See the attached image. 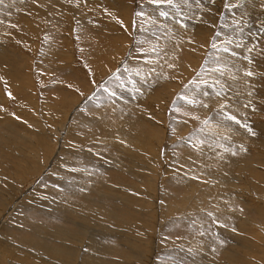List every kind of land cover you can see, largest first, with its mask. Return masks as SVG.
Returning a JSON list of instances; mask_svg holds the SVG:
<instances>
[{"label":"rangeland","instance_id":"374dc122","mask_svg":"<svg viewBox=\"0 0 264 264\" xmlns=\"http://www.w3.org/2000/svg\"><path fill=\"white\" fill-rule=\"evenodd\" d=\"M42 1L0 3V47L21 62L23 74L21 78L5 74L3 71L7 72L9 66L0 64V154L7 155H0V199L9 204L4 210L9 215L3 221L11 226L19 224L22 219L14 220L12 216L19 215L13 209H20L22 217V212L26 214V221L54 228L62 223L43 215L51 212L49 207L62 202L79 206L86 203L85 197H92L89 206L107 208V213L115 208L116 219H109L116 225L120 223V229L127 226L126 234L130 237L137 233L141 239L152 237L156 231L150 234L148 230L157 224L167 241L185 237L202 247L208 245L204 250L211 248L218 264L239 259L248 251L263 259L264 33L260 29L264 28V0H174L178 8L157 6L149 0H79V7L76 0ZM226 3L239 6L226 8ZM105 8L110 14L105 13ZM141 8L145 16L137 17L135 13ZM160 10L167 11L168 17L160 16ZM214 36L217 49L211 47ZM228 38L233 42L226 45ZM225 46L237 55L224 52ZM248 48L253 50L248 52ZM217 61L225 66L223 76L213 71ZM169 63L176 67L169 68ZM202 66L208 69L199 77L208 81V86H200L210 93L202 97L208 108L178 100L184 85L192 88L189 81L198 78ZM245 70L254 75L246 76ZM217 78L230 97L229 111L249 125L255 135L231 121L225 122L230 130L216 127L223 120L216 115L220 98L214 95L212 85ZM104 87L116 96L109 99ZM174 100L179 113L171 110ZM249 102V107H244ZM184 112L201 119L207 117L210 123L205 127L182 115ZM200 127L204 131L196 136L205 142L196 150L188 140ZM119 128L126 129L125 133L117 135L115 129ZM40 134H46L48 140L38 148L36 136ZM224 136H230L231 142L224 140ZM221 144L235 145L237 155L223 152ZM240 144L246 152L239 151ZM136 147L143 148L142 154ZM33 150L36 152L32 153ZM12 156L21 162H10ZM36 157H40L38 173L32 168L27 170ZM19 166L24 167L23 179ZM241 168H248V174L241 172ZM209 189L212 207L203 200ZM10 197L14 199L11 201ZM87 204L85 207H89ZM29 205L36 206L27 208ZM165 206L172 208L175 215L160 219L164 225L159 227L161 223L154 210ZM46 207L44 212L39 211ZM184 207L193 220L182 213ZM208 212L213 216L209 217ZM175 216L169 226V220ZM120 220L128 222L123 224ZM17 232L15 235H19ZM233 238L247 249L246 253L241 254L242 247L238 246L236 251L232 248L229 240L234 241ZM134 243L136 247L128 243L126 249L120 240L109 241L107 244L114 246L113 250L99 254L104 262L136 264L130 258L140 255L137 245L143 243L138 236ZM176 247L186 250L181 258L191 256L195 259L193 264H202L203 259L212 264L215 260L200 251L190 255L188 245ZM162 254L158 257L162 264H175L173 255L169 260ZM248 260L263 264L254 257Z\"/></svg>","mask_w":264,"mask_h":264},{"label":"bare ground","instance_id":"6f19581e","mask_svg":"<svg viewBox=\"0 0 264 264\" xmlns=\"http://www.w3.org/2000/svg\"><path fill=\"white\" fill-rule=\"evenodd\" d=\"M40 1H42V0H40ZM73 2H74V0H73ZM4 5H3V7H5ZM22 5H25V4H22ZM48 5H50V4H48ZM258 5H259V3H258ZM15 6H17V5H14V7ZM32 9H35V7H33ZM49 10H50V8H49ZM219 11H220V9H219ZM240 12H241V10H240ZM240 12H238V13H240ZM192 27H194V26H192ZM9 53H10L9 50H6L3 47H0V64H5V65L9 66V69L6 70L7 72L3 71V73L10 74L13 77L21 78L23 76V74L21 72L22 71L21 70V65L22 64L16 57H14L13 55H11ZM8 55L9 56H13V57L10 58V57H8ZM116 125H119V123H117ZM116 129H115L116 134L117 133H119V134L120 133H125L124 131H126V129H121V128H119V130H116ZM130 130L131 129L128 127V131H130ZM43 135L40 134L39 136H36V140H37L36 143H38V145H36V146H38V148H39V146L42 147V145H46L47 144L48 138L46 137V134H43ZM20 140L23 141L24 143H26L24 138H21ZM20 143H22V142H20ZM30 144H31V142H30ZM24 146H26V145H24ZM29 147H28V149H29ZM139 147H136L137 149H135V150H138L137 152L142 154L141 150L143 148H139ZM149 148H150V146H149ZM20 149H21V147H20ZM1 152H3V151H1ZM27 152H29V151H27ZM34 152H36V151L33 150L32 153H34ZM149 152L150 151H148V152L146 151V154H149ZM38 153L39 152H38V149H37V154ZM139 153H137V154H139ZM25 154H27V153H25ZM0 155L7 156V155L2 154V153ZM133 156H135V155H133ZM16 157L17 156L9 157L10 159H8V160H10V162H14L15 161L17 163H20L21 162L20 159H19V161L14 159ZM37 158L38 157H36L35 160H33L34 162H33L32 165L28 164L29 166L27 167V170L32 168L31 171L38 173L37 172V171H39V169H38L39 161L38 160L40 159V157H39V159H37ZM22 161H23V159H22ZM144 165H146V164H144ZM149 166H150V164H149ZM237 166H241V164H238ZM19 167H21V166H19ZM23 170H24V167H21L20 168L21 179H23V175H24V172H25ZM245 171L248 174L249 169L248 168H241V172L245 173ZM54 172L56 173V171H54ZM25 177H27V176H25ZM80 180H78V181L80 182ZM156 180H157V178L154 177L153 178V182H155ZM224 180H225V178H224ZM210 184H212V183H209V185ZM81 185L83 186L82 183H81ZM212 185H214V184H212ZM214 186H216V185H214ZM214 186H212V188ZM239 187H241V186H239ZM216 190H219V189H216ZM211 191L212 190L209 189L208 192L206 191L207 193H205L203 195V200H204V203H205L206 206H211L213 204V202H214V201L209 199L211 194H212ZM213 191H214V189H213ZM8 194L11 195V192H9ZM191 194H192V192H191ZM231 194H233V192ZM217 195L221 196V193H220V195L217 193ZM196 197H197L196 200H198L199 194H196ZM85 198L87 200L86 203L84 202L83 204H81L79 206L64 205L63 202H62V204H60V206L49 207V209L51 211L49 213H45L44 212L47 209V207L43 208V210L40 209L39 211L44 212V214H43L44 216H46L48 218H52V219L55 218L56 221H61L62 225H56L54 228L47 227L46 225L43 226L41 223L30 222L28 219L26 221V218H25L26 214L24 215V212H22V214H23V217H22V215L20 214V209H19V212H18V210H15L13 208L12 209H13L15 215H16V213L17 214L19 213V215L17 217H13L12 216V218L14 220H21L22 219V221H18L19 224H15V225L11 226L10 224L7 223L8 221L7 222L5 220L3 221V219H5V217L7 215H9L8 213H5V211H4L8 207L9 204L7 205L6 201H2V199H0V212H3L0 215V230H1L0 231V236H2L1 234L5 233L4 236L0 237V264H119L117 261L104 262L103 259H101L102 257L100 256L99 253H102L103 250H106V251H112L113 250L114 246L112 247V246H109L107 244V243H109V241L120 240L122 242V246L125 247L126 249L129 247V246H127L128 243L134 248V247H136L134 241L137 239V236L140 238V240H141V242L143 244L142 245H139V244L137 245L138 253L140 252V255H138V256L134 255L135 257L132 256L130 258V259L134 260L136 264H162V262L160 260H158V257L161 254V252L163 253L162 255L165 258L168 257L169 260L172 259L171 255H173L175 257L174 260H173V261H175V264H193V262H195L194 261L195 259L193 260L191 256L186 255V259L185 260L182 259L183 257L181 258V256L184 255L183 253L186 250H183L182 248L176 247L179 244L188 245L189 246V253L191 252L190 255L194 254L197 251H200V252H203V254H205V256L207 258H214L215 259V260L213 259L214 261H212V264H218V259H216L217 255L212 252L211 248L209 250L206 249L207 251L204 250L205 246H208V245L205 244V246L202 247L201 245L196 244L195 241L194 242L192 240L189 241L185 237L174 239V242H171V240L167 241V237L164 236L165 235L164 232H163L164 230L163 229L162 230L157 229V224H156V226H154V224H153V228L150 226V230H148V233H150V234H152V232L156 231V233H157L156 235L157 236L152 234V237L150 236V237H147L146 239L143 237V239H141V237H140L141 234L137 233V236L134 235V236L130 237V236H128L126 234V233H128L127 230H126L127 226H125V228L121 227L122 229H120V227H119V226H121V225H119L120 223L118 225H116L117 224L116 222L113 223L112 220H110L111 218L112 219H114V218L116 219L117 211L115 210V208H114V210H111V209L108 210V213H107V211H106L107 208L106 209H103V207L96 208V207H92L91 205L89 206L87 204L88 201L90 200V198H92V197H88V198L85 197ZM13 199H14V197H10L11 201ZM30 200H37V199H30ZM124 200H126V199H124ZM92 201H94V200H92ZM92 201H90V202L92 203ZM86 204L89 207H85ZM147 204L151 205V202H148ZM183 204H184V202H183ZM3 206H4V208H3ZM34 206H36V205H29V206H27V208H32ZM217 206H219V205H217ZM185 207L187 208L189 206H185ZM185 207L182 208V213L186 217H189V218L192 217L191 216V212L188 211L187 209H185ZM251 208H252V206H251ZM32 210H34V209H32ZM24 211L26 212L27 209L24 210ZM154 211L157 214V216L159 218V221H160V219H167V217L170 216V215H175L174 210L172 208H169V207H166V206L161 208V209L157 208V210H154ZM212 212H213V210H212ZM216 213H217V211H216ZM123 220H125V218ZM123 220H120L119 222H122L123 224H125L124 222H126L127 220L126 221H123ZM175 220H176V216H175V218H171V220H169V226L172 225L174 223L173 221H175ZM189 220H193V219L190 218ZM194 220H196V218ZM1 221H2V223H1ZM179 221H181V220H179ZM160 223L161 224L159 225V227L161 225H164L161 221H160ZM186 223H191V222L190 221H186ZM64 224H66V225H64ZM218 228H219V226H218ZM17 230L19 231V232H17V233H19V235H17V234L15 235V232ZM158 234H159V236H158ZM218 234H219V232H218ZM233 234H235V233H233ZM239 235H241V234H239ZM18 236H19V238H18ZM233 239H234V241L229 240V244H232V248H234L235 251H236V250H238L239 247H242L243 251L240 250L241 254L242 253H246L247 249L244 248L243 246H241V244H239L240 241L237 242L235 240V238H233ZM237 240H238V238H237ZM230 241L232 243H230ZM252 243H253V245H254V243L256 244L255 241L252 242ZM186 248H188V247H186ZM160 249H161V251L159 252ZM249 249H251V248H249ZM135 251L136 250H134V253H135ZM235 251H233V252H235ZM260 252H262V251L260 250ZM229 253H231V252H229ZM142 254H144V255H142ZM130 256H131V254H130ZM203 257H204V255H203ZM249 257H254V259L258 260V262L260 261V262H262L264 264V258L262 259V256L257 255L254 251H253V253L248 251L247 255H241V257L239 259L234 258L235 259L234 261L226 263V264H259V263H255V262L254 263L253 262L250 263L249 260H248ZM200 260H201V258H200ZM200 260H197V261H200ZM203 260L200 261L202 264H209L210 263V262L206 263ZM121 262H120V264H129V263H121ZM167 264H172V263H167ZM223 264H225V263H223Z\"/></svg>","mask_w":264,"mask_h":264},{"label":"snow or ice","instance_id":"6c2138e0","mask_svg":"<svg viewBox=\"0 0 264 264\" xmlns=\"http://www.w3.org/2000/svg\"><path fill=\"white\" fill-rule=\"evenodd\" d=\"M70 2H71V0H70ZM85 2H86V0H85ZM0 3H2V0H0ZM149 3L157 5V6H159L161 4H164V5H170L172 8H178L179 7L177 4L174 3V0H149ZM76 6L79 7V0H76ZM237 6H239V5L235 4V3L234 4H227V3L225 4L226 8H232V7H237ZM104 11H105L106 14H110V13H108V10L106 8H105ZM135 15L137 17H143V16H145V13H144V11L141 8V10L137 11L135 13ZM159 15L162 16V17H166L167 18L169 14H168L167 11L160 10L159 11ZM152 22L155 23V20H153ZM178 22L181 23V25H182V21H178ZM120 23L123 26V22L120 21ZM133 26H135V21H133ZM260 32L264 33V28H261ZM218 35H219V33H216V36H218ZM45 39H47V37ZM77 39H79V37H77ZM232 42H233L232 39L228 38L225 41V44L226 45L227 44H232ZM236 46L240 47L241 45L237 44ZM211 47L213 49H217V43H216L215 36L213 37V39L211 41ZM253 47H255V45ZM222 50L224 52H226V53L231 52V49L228 48L227 46L223 47ZM252 50H253V48H248L247 49L248 52H251ZM152 51L155 52L156 48L154 47L152 49ZM231 55L235 56L237 54L235 52H231ZM244 59L248 60L249 64L252 63L251 59L248 56H245ZM207 63H208V61L205 60V65H207ZM168 67L169 68H175L176 64L175 63H169ZM224 67L225 66L220 65L218 63V61H217V66H216V68L213 69V71H216V72H218L220 74V76H223L224 75ZM207 70L208 69H206L205 67L202 66L201 71L197 73V77L198 78H193L191 81H189V84L192 85V88H189V86L187 84L184 85V91H182L180 94H178V100L184 101L187 105H191V106H194V107L195 106H200V107H203V108H208L209 107V104L206 103L202 99V97H207V96L210 95V93L208 91H206V90L201 89V87H200L201 85L208 86V81L203 79V78H199V77L202 76V73L207 71ZM117 72H119V69L117 70ZM137 74H139V73H137ZM244 74L246 76H248V77H252L254 75V73L251 70H245ZM113 77H115L116 80H120V76L117 75V73H113ZM165 78H167V77H165ZM232 78L235 79L234 76ZM216 85H219V89L216 88ZM212 87H213L214 95L216 97L220 98L218 100V102H217L216 115L223 118L222 121H218L217 122L216 127L217 128L225 127V128H229V130H230V127L225 122L231 121V122H234L235 124L239 125L240 127L245 128L246 131L250 135H255V132L253 131V129L249 125L242 123L237 118L236 115L232 114L229 111V108L231 107L230 102H229L230 101V97H228L227 92L224 90L225 86L220 83V79L219 78H217L216 80L213 81ZM77 91H79V90L77 89ZM104 91L109 94V99H111L112 97L116 96V93L114 91H110L109 88H107V87H104ZM137 91H139V89H137ZM80 94L83 95V93H80ZM7 95L11 98V93L10 92L7 93ZM248 95L251 96L252 93L249 92ZM89 99H91V97H89ZM249 105H250V102L248 104H244V107H249ZM171 110L173 112H177V113L180 112V108L177 106L176 100L173 101L172 106H171ZM254 110H255V108L253 106V111ZM182 115L188 116L190 119L198 121L201 125H203L205 127L208 126L209 123H210L209 118L206 117L204 119H201L200 116H198V115H196L194 113L184 112V113H182ZM172 131L174 133L175 132V128H172ZM203 131H204V127H200L198 129H196L194 131V133H193V136L191 138H189L188 143H189V145L192 148H194L196 150H199V146L204 144L205 141L203 139H199L196 136L197 132H203ZM223 139L231 142V137L230 136H224ZM219 146L223 149V152H225V153L230 152L233 156L237 155V150H236V146L235 145H232L231 147H226L225 145L221 144ZM239 151L240 152H246L247 149L245 148V146L243 144H240L239 145ZM208 216L212 217L213 213L212 212H208ZM202 234L203 233H201V235Z\"/></svg>","mask_w":264,"mask_h":264}]
</instances>
